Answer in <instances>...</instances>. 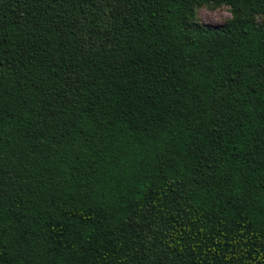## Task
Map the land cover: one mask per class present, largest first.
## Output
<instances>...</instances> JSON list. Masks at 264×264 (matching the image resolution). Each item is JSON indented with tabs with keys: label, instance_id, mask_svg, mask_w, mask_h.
<instances>
[{
	"label": "trees",
	"instance_id": "obj_1",
	"mask_svg": "<svg viewBox=\"0 0 264 264\" xmlns=\"http://www.w3.org/2000/svg\"><path fill=\"white\" fill-rule=\"evenodd\" d=\"M0 264H264V0H0Z\"/></svg>",
	"mask_w": 264,
	"mask_h": 264
},
{
	"label": "rangeland",
	"instance_id": "obj_2",
	"mask_svg": "<svg viewBox=\"0 0 264 264\" xmlns=\"http://www.w3.org/2000/svg\"><path fill=\"white\" fill-rule=\"evenodd\" d=\"M229 17L230 13L224 5L215 8L202 5L195 11V20L199 23L220 24Z\"/></svg>",
	"mask_w": 264,
	"mask_h": 264
}]
</instances>
